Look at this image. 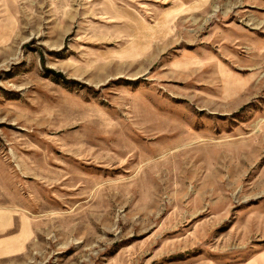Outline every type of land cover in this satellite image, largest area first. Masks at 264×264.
I'll return each instance as SVG.
<instances>
[{
    "label": "rangeland",
    "instance_id": "374dc122",
    "mask_svg": "<svg viewBox=\"0 0 264 264\" xmlns=\"http://www.w3.org/2000/svg\"><path fill=\"white\" fill-rule=\"evenodd\" d=\"M0 264H264V0H0Z\"/></svg>",
    "mask_w": 264,
    "mask_h": 264
}]
</instances>
